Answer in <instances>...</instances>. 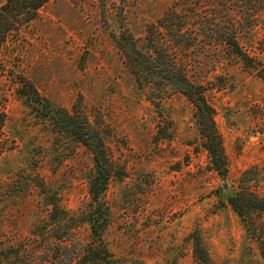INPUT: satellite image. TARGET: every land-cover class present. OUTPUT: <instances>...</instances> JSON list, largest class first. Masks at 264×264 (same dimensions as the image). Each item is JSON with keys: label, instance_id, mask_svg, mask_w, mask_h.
<instances>
[{"label": "rangeland", "instance_id": "1", "mask_svg": "<svg viewBox=\"0 0 264 264\" xmlns=\"http://www.w3.org/2000/svg\"><path fill=\"white\" fill-rule=\"evenodd\" d=\"M219 1L51 0L10 35L0 53V264H77L90 242L92 153L17 93L19 76L103 141V239L115 264H198L196 233L212 264H264L228 203L243 188L264 199V80L205 38ZM171 14L181 18L170 32L182 34H168L171 50L215 110L227 177L212 169L189 100L157 77L140 88L113 38L130 31L142 44L146 25L161 29ZM49 202L67 212L58 231ZM249 218L264 238V210Z\"/></svg>", "mask_w": 264, "mask_h": 264}, {"label": "trees", "instance_id": "2", "mask_svg": "<svg viewBox=\"0 0 264 264\" xmlns=\"http://www.w3.org/2000/svg\"><path fill=\"white\" fill-rule=\"evenodd\" d=\"M50 1H3L0 6V53L10 35L18 34L24 26L36 20L40 9ZM218 5L223 14L218 18L216 16L210 18L208 25L205 26V38L209 43L212 41L219 43L217 45L222 46L229 57L238 60L257 78L264 80V0H220ZM233 11H237L235 16L231 14ZM180 18L179 15L171 14L165 24H161L162 30L154 23L147 24L142 44L130 31H126L121 37L114 35L113 38L126 67L140 88L153 83L154 77H157L164 81H159V85L172 84L189 100L194 107L199 135L212 169L224 178L228 174V163L214 120L215 110L208 102L203 86L190 82L186 74L180 70L175 50H171L168 34L181 37L180 30L178 34L170 32L173 24L180 25ZM0 60L2 62L1 58ZM14 83L17 93L29 104L37 107L42 117L51 120L59 130L67 131L92 153L94 176L88 188L90 201L87 214L90 242L86 244L83 252L77 255L76 261L77 264H115L103 239L108 217L102 196L112 176V162L103 141L91 132L86 122L79 123L67 110L55 109L26 77L19 76ZM153 100L151 98V101ZM3 124V116H0V126ZM228 203L245 222L247 231L256 239L264 260V238L260 235L257 225L248 222L251 212L264 210V199L243 188L228 198ZM47 205L49 221L55 226L52 230L58 231L67 223V212L62 210L57 202H49ZM53 237H56V240L62 239L58 234ZM192 249L193 257L198 264H212L197 233L192 236Z\"/></svg>", "mask_w": 264, "mask_h": 264}]
</instances>
